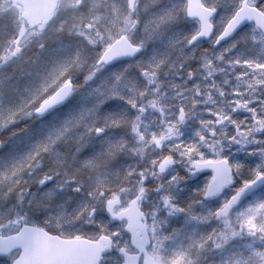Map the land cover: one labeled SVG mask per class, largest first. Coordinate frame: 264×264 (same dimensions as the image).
Listing matches in <instances>:
<instances>
[{"label": "snow or ice", "instance_id": "obj_1", "mask_svg": "<svg viewBox=\"0 0 264 264\" xmlns=\"http://www.w3.org/2000/svg\"><path fill=\"white\" fill-rule=\"evenodd\" d=\"M0 264H264V0H0Z\"/></svg>", "mask_w": 264, "mask_h": 264}]
</instances>
